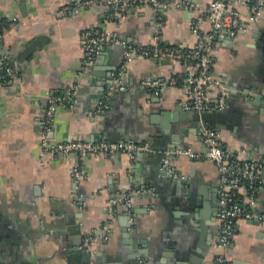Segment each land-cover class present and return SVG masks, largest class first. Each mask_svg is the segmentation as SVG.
<instances>
[{
	"label": "crops",
	"instance_id": "0c3cea01",
	"mask_svg": "<svg viewBox=\"0 0 264 264\" xmlns=\"http://www.w3.org/2000/svg\"><path fill=\"white\" fill-rule=\"evenodd\" d=\"M80 1L0 0V50L19 79L0 82V264H264L263 223L237 218L228 245L216 246L218 174L197 135L201 123L218 133L227 159L264 165V13L250 22L244 7L229 6L241 14L239 31L213 41L210 51V74L225 88L226 106L199 121L178 106L184 64L139 56L123 64L120 43L147 48L157 34L161 46L189 50L211 33L200 9L212 0H175L191 11L143 6L109 16L96 7L56 17ZM100 29L116 44L81 74L83 33ZM156 79L176 82L162 91L144 86ZM107 86L123 90L96 114ZM69 87L76 97L56 111L46 138L149 149L132 158L43 151L45 95ZM179 149L198 156L174 154ZM164 154L178 178L162 175ZM72 169L81 172L76 183ZM237 201L244 203V189ZM251 210L264 212V187ZM90 236L98 244L80 248Z\"/></svg>",
	"mask_w": 264,
	"mask_h": 264
},
{
	"label": "built area",
	"instance_id": "2783aa9c",
	"mask_svg": "<svg viewBox=\"0 0 264 264\" xmlns=\"http://www.w3.org/2000/svg\"><path fill=\"white\" fill-rule=\"evenodd\" d=\"M143 6L161 7L163 9L184 7L188 11L194 9L190 4L181 5L175 0H100L97 3L92 0H83L73 2L71 6H63L57 11L56 17L76 15L80 11H90L96 7L106 8L110 12L109 16H116L118 13H124L132 8ZM229 6L244 7L250 22L257 21L264 13V0H212L207 6L200 9V13L210 23L211 33L205 37L198 36L191 49L184 50L179 47L161 46L159 37L156 34L152 38V44L147 48L133 47L120 43L123 48V64L135 56L151 60L168 58L169 61L182 63L188 72L185 78L182 79L185 93L178 103L180 110L185 113L195 114L199 121L205 114L220 112L226 106L225 88L211 77L210 51L213 41L221 39L223 36L232 38L239 31L238 24L241 14L229 10ZM110 44H116V42L111 39L105 29L83 33L80 73H87L94 56ZM0 82H13L19 85V79L11 66L8 54L1 50ZM175 82L173 79L169 81L156 79L151 83H145L144 86H154L157 87L158 91H162L167 87L174 86ZM122 90L123 88L121 87L113 88L112 86H107L100 97L95 113L99 114L107 110L109 100L114 94ZM209 91L215 94L212 100L208 99L206 95ZM75 97V87H69L60 93L45 95L47 106L43 113L44 126L40 139L43 151L59 152L64 155L77 153L79 156L83 153L102 156L123 153L132 158L134 152L148 150L146 145L138 146L130 141H108L100 138L96 142L81 140L57 142L54 139L46 138L45 132L48 131V126L56 111L70 107ZM197 135L204 147L202 155L212 162L218 174L215 184L217 204L215 220L218 235L216 246L224 249L231 239L235 219L255 220L264 224V212L251 210L256 189L259 186L264 187V165L252 159L242 161L236 158L227 159L220 146L218 133L206 128L201 123ZM175 153L186 155L190 158L198 156V154L188 149H179ZM168 158V154H164L161 158V173L166 178L176 179L179 176L174 171ZM80 178L81 172L78 169H72V181L76 183ZM241 189L245 190V201L242 205L237 201V192ZM98 240L99 238L96 236L84 237L80 248L98 244Z\"/></svg>",
	"mask_w": 264,
	"mask_h": 264
},
{
	"label": "water",
	"instance_id": "95a60500",
	"mask_svg": "<svg viewBox=\"0 0 264 264\" xmlns=\"http://www.w3.org/2000/svg\"><path fill=\"white\" fill-rule=\"evenodd\" d=\"M156 62H159V63H169L170 61L168 60V58H163V59H160V60H156ZM193 117H195L196 115L195 114H192V113H190ZM108 141H111V140H108ZM149 149V148H148ZM169 158L171 157V155L170 156H168Z\"/></svg>",
	"mask_w": 264,
	"mask_h": 264
}]
</instances>
